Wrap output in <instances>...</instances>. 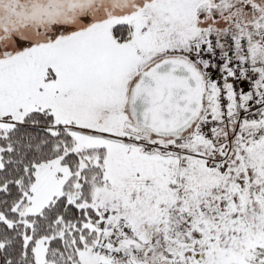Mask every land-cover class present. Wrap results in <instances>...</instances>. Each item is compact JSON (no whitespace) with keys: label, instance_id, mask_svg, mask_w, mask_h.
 Segmentation results:
<instances>
[{"label":"snow or ice","instance_id":"snow-or-ice-1","mask_svg":"<svg viewBox=\"0 0 264 264\" xmlns=\"http://www.w3.org/2000/svg\"><path fill=\"white\" fill-rule=\"evenodd\" d=\"M0 264H264V0H0Z\"/></svg>","mask_w":264,"mask_h":264}]
</instances>
